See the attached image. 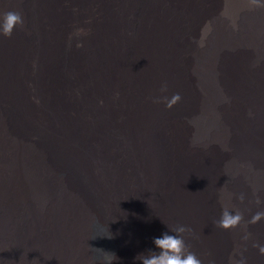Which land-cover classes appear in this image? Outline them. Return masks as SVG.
I'll use <instances>...</instances> for the list:
<instances>
[{
    "label": "bare ground",
    "instance_id": "obj_1",
    "mask_svg": "<svg viewBox=\"0 0 264 264\" xmlns=\"http://www.w3.org/2000/svg\"><path fill=\"white\" fill-rule=\"evenodd\" d=\"M9 10L24 24L0 34V264H143L180 225L202 264H264V218L250 223L264 212V7L0 0ZM73 21L82 50L65 56ZM225 207L237 227L217 226Z\"/></svg>",
    "mask_w": 264,
    "mask_h": 264
},
{
    "label": "clouds",
    "instance_id": "obj_2",
    "mask_svg": "<svg viewBox=\"0 0 264 264\" xmlns=\"http://www.w3.org/2000/svg\"><path fill=\"white\" fill-rule=\"evenodd\" d=\"M251 2L258 7H264L259 0H251ZM24 20L21 13L17 11L9 10L0 14V34L11 37L14 29L17 26H23ZM162 92L167 91V85L162 86ZM166 106L171 108L175 104L179 103L182 97L179 93L174 94L171 98L164 97ZM240 199L243 200L244 196L241 195ZM264 218V212H257L252 216L250 223L255 224ZM243 214L238 210L223 208L220 219L217 226L223 229H230L237 227ZM173 234L164 232L162 236L155 237L153 243L157 250H148L147 253H140L135 259L141 260L143 264H202L200 258L188 249L183 234L188 229L183 226H177L170 228ZM247 239V237H245ZM259 251L264 255V245H257ZM112 254V253H110ZM240 264H246L244 260L240 261Z\"/></svg>",
    "mask_w": 264,
    "mask_h": 264
},
{
    "label": "rangeland",
    "instance_id": "obj_3",
    "mask_svg": "<svg viewBox=\"0 0 264 264\" xmlns=\"http://www.w3.org/2000/svg\"><path fill=\"white\" fill-rule=\"evenodd\" d=\"M68 26H69L68 29L70 30V33H66V35H67L66 38L71 41L72 47H74V49L71 50L70 49L71 47H65V49H64L65 56H70L75 49L79 50V51L82 50V43H80L82 38H80L79 39L80 41H78V40H76V38H78V36L74 34V26H77V22L73 21ZM64 60H65L64 62H66L67 58L65 57ZM60 165H61V163H60ZM64 168H65V166H60V168H59L60 173H59L58 179H60V180L62 177V173L65 171ZM159 196H162V193H159ZM104 235H105V233H104L103 227L99 223H95L94 224V247L96 248V250L98 252H100L98 245H99V243L102 240V237ZM194 250H195V247L193 245L192 246V252H194ZM127 264H132V263L130 261H127Z\"/></svg>",
    "mask_w": 264,
    "mask_h": 264
}]
</instances>
